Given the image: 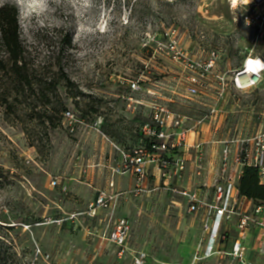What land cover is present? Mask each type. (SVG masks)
I'll return each instance as SVG.
<instances>
[{
	"label": "rangeland",
	"instance_id": "obj_1",
	"mask_svg": "<svg viewBox=\"0 0 264 264\" xmlns=\"http://www.w3.org/2000/svg\"><path fill=\"white\" fill-rule=\"evenodd\" d=\"M256 1H245L246 8L264 11V1ZM4 4L18 10L33 78L59 79L57 91L46 93L75 116L74 131L58 113L49 123L53 106L40 102L39 87L22 90L0 69V93L7 98L0 103V264H133L137 251L153 263L191 264L201 215L189 213L184 198L153 175L137 194L129 192L135 177L115 167L119 148L142 143L140 127L153 104L190 117L191 126L216 102L212 73L198 95L186 92L187 71L166 49L173 40L166 32L174 31L188 58L204 61L216 50L214 73L229 82L247 54L264 56V36L240 19L245 7L235 9L230 0H0ZM132 81L140 89H131ZM130 96L140 103L129 107ZM225 97L219 136L264 127V82L243 92L231 86ZM101 192L114 195L111 207L93 215L90 206ZM116 218L131 225L122 253L106 238Z\"/></svg>",
	"mask_w": 264,
	"mask_h": 264
},
{
	"label": "built area",
	"instance_id": "obj_2",
	"mask_svg": "<svg viewBox=\"0 0 264 264\" xmlns=\"http://www.w3.org/2000/svg\"><path fill=\"white\" fill-rule=\"evenodd\" d=\"M230 2L235 9L239 6L245 7L240 19L247 25L256 26L260 31L258 36L262 38L264 11L252 13L246 8V2L239 0L236 6H233L231 0ZM173 34L174 31L166 32L173 40L171 39L165 47L173 53L177 62L183 61L188 80L186 92L198 95L204 86L205 77L212 73V76L216 77V102L207 114L196 119L191 126L187 125L190 117L170 110L167 105L153 104L149 120L144 121L140 127L144 136L142 143L129 150L120 151L122 162L117 164L115 172L134 175L137 185L129 192L137 194L153 175L150 167L153 165L158 168L161 187L184 198L189 213L201 215L202 238L191 264H198L213 257L216 258L217 264H264V203L254 201L240 192V180L245 167L257 169L259 182L264 185V127L251 135L225 138L218 135L220 128L217 124V119L222 113L220 103L225 101L231 86L243 92L264 82V56L255 52L247 54L229 82L224 74L214 73L215 61L219 55L216 50L204 61L188 58L179 47L180 44L174 40ZM131 89H140L139 81H132ZM127 99L129 107L140 103L132 96ZM74 116L70 110L65 112L64 118L68 121L71 131H74ZM206 127H209L207 138L204 137ZM209 144L219 146L220 149L212 198L199 187L176 184L177 180H182L187 169V154L191 153L193 156L194 175L201 177L205 173L206 146ZM52 179V184L56 185L58 179ZM160 185H156L155 189L160 188ZM113 196L101 192L96 204L92 203L90 206L93 215L97 213L98 208L111 207L109 200L114 198ZM112 228L107 230L106 238L122 253L129 245L130 222L125 218H116ZM231 230L236 233L233 238L230 237ZM252 234H256L255 241L250 240ZM132 261L133 264H177L160 261L153 263L145 251H137Z\"/></svg>",
	"mask_w": 264,
	"mask_h": 264
},
{
	"label": "trees",
	"instance_id": "obj_3",
	"mask_svg": "<svg viewBox=\"0 0 264 264\" xmlns=\"http://www.w3.org/2000/svg\"><path fill=\"white\" fill-rule=\"evenodd\" d=\"M63 46L70 42H63ZM0 45L3 48L6 58L0 60V69L8 72L12 83L17 87L24 89H34V86L39 87V99L43 105L49 106L52 104L46 91H57L60 80L57 81L52 78L40 77L35 80L33 78V68L26 60V46L21 38L19 23H18V10L16 6L4 4L0 7ZM56 65L61 70V62ZM64 81L69 80L67 75H63ZM7 100L5 94L0 93V103ZM9 101V100H8ZM6 102V101H5ZM53 110L49 114L47 121L51 124L54 123V113L62 115L64 118L65 112L68 111L66 104L62 103L60 107L56 104L53 105ZM61 118V116H60ZM140 134H142L140 132ZM144 136L142 135V138ZM241 194L254 199L257 202L264 203V185L260 184L257 169L253 167H245L244 174L240 180Z\"/></svg>",
	"mask_w": 264,
	"mask_h": 264
},
{
	"label": "crops",
	"instance_id": "obj_4",
	"mask_svg": "<svg viewBox=\"0 0 264 264\" xmlns=\"http://www.w3.org/2000/svg\"><path fill=\"white\" fill-rule=\"evenodd\" d=\"M205 134L204 137L207 138L208 137V129L209 127L205 128ZM131 147H129V149H131ZM128 149V150H129ZM219 146L216 145H208L206 146V151H207V170L205 171V173L201 176H195L193 169H194V163H193V156L190 154H187L188 157V166L186 171L184 172V177L182 178V180H177L176 184L180 185V186H188V187H196V188H200L202 192L206 193L209 197L212 198L213 195V181L217 175L218 172V160H219ZM119 150H125L122 148H119ZM120 163L122 162V156L120 155ZM118 163V164H120ZM151 169L153 170V175L155 176L154 178V182L157 184H160V176H159V171L158 168L154 167L153 165L150 166ZM123 175V174H121ZM132 175V174H131ZM134 176V175H133ZM135 177V176H134ZM115 183V182H114ZM135 185H137L136 182V178H135ZM204 184L206 186H204Z\"/></svg>",
	"mask_w": 264,
	"mask_h": 264
},
{
	"label": "bare ground",
	"instance_id": "obj_5",
	"mask_svg": "<svg viewBox=\"0 0 264 264\" xmlns=\"http://www.w3.org/2000/svg\"><path fill=\"white\" fill-rule=\"evenodd\" d=\"M233 3V6H236V4L238 3L239 0H231ZM243 2H247L248 0H242Z\"/></svg>",
	"mask_w": 264,
	"mask_h": 264
}]
</instances>
